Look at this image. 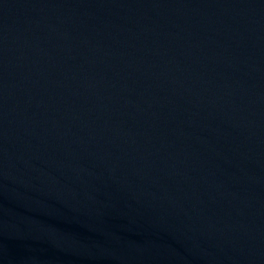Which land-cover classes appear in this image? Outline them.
<instances>
[{"label":"water","instance_id":"water-1","mask_svg":"<svg viewBox=\"0 0 264 264\" xmlns=\"http://www.w3.org/2000/svg\"><path fill=\"white\" fill-rule=\"evenodd\" d=\"M0 264H264V0H0Z\"/></svg>","mask_w":264,"mask_h":264}]
</instances>
